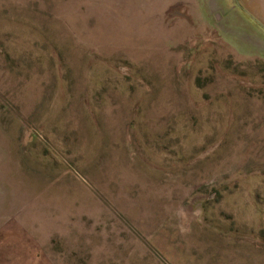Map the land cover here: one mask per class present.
<instances>
[{
    "label": "rangeland",
    "instance_id": "obj_1",
    "mask_svg": "<svg viewBox=\"0 0 264 264\" xmlns=\"http://www.w3.org/2000/svg\"><path fill=\"white\" fill-rule=\"evenodd\" d=\"M0 264H264V0H0Z\"/></svg>",
    "mask_w": 264,
    "mask_h": 264
}]
</instances>
